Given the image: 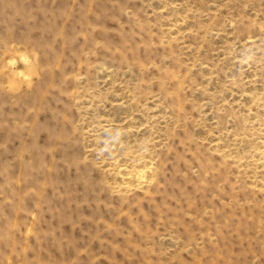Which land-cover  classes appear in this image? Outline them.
Segmentation results:
<instances>
[{"label":"rangeland","instance_id":"obj_1","mask_svg":"<svg viewBox=\"0 0 264 264\" xmlns=\"http://www.w3.org/2000/svg\"><path fill=\"white\" fill-rule=\"evenodd\" d=\"M0 264H264V0H0Z\"/></svg>","mask_w":264,"mask_h":264}]
</instances>
